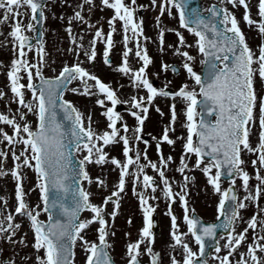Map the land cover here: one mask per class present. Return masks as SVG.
<instances>
[{
  "label": "snow or ice",
  "instance_id": "snow-or-ice-1",
  "mask_svg": "<svg viewBox=\"0 0 264 264\" xmlns=\"http://www.w3.org/2000/svg\"><path fill=\"white\" fill-rule=\"evenodd\" d=\"M84 5L90 16L95 0H80L71 15L60 16L62 21L67 20V51L76 59L62 63L58 70L52 69L54 74L49 76L44 73L47 52L43 40L47 0H0V25L9 29L6 33L0 29V45H10L11 50L10 62L0 61L8 89L6 92L0 88V98L6 105H17L14 110L8 107L0 111V124L4 125L0 126V180L10 177L14 185L12 194L0 195V242L12 249L17 245H30L32 249L31 254L13 252L0 264H75L78 244L85 256L84 264H115L108 237L115 235V219L129 181L142 213V227L137 238L126 243L125 264H144L141 257L145 254L148 264H164L161 252L154 249L153 230L158 207L154 202L161 199L170 218L169 243L164 253L168 264H264V204L259 203L264 196V0H218L207 7L198 0H148L143 4L137 0H100L102 7L111 9L106 32L83 14ZM241 8L238 17L236 11ZM142 10L155 12V39L144 33ZM165 15L175 19L178 27L163 24ZM73 20L85 26L79 34L73 30ZM241 20L260 37L256 47L247 42ZM86 31L92 33L87 40ZM167 32L174 33L175 43H166ZM114 34L121 36L122 45L121 62L116 68L129 78L130 87L138 90L130 101H123L130 105V115L135 119L131 129L116 110L121 100L112 82H105L83 66L85 62L94 66L98 42L103 43V63L112 65L110 50L117 43ZM149 42L161 54L171 50L181 57L182 69L192 83L186 79L175 90L168 87L171 81L154 86L146 72L154 62ZM30 52L35 55L30 56ZM133 57L137 67L131 66ZM197 59L199 71L194 67ZM159 68L163 73L178 72L177 65L164 60ZM66 91L96 96L94 103L102 108L104 127L94 126L91 112L85 114L66 99ZM158 97L170 100L169 118L159 136L148 134L145 139L143 127L149 108L154 107L161 117L165 115L155 103ZM178 102L183 105L180 111ZM178 122L185 131L175 135ZM177 140L181 141L180 155L174 157L171 151L165 154L162 144L174 150ZM117 144L122 158L106 150V146ZM153 145L156 159L148 155ZM247 154L253 156L250 161L244 159ZM9 156L12 165L5 167ZM249 162L251 174L246 168ZM88 165L98 166L100 172L90 173ZM25 169L34 177L27 189ZM169 169L179 173L180 180L168 175ZM112 170L117 171V178L110 185L107 173ZM192 170L201 171L206 184L218 195L219 222H203L195 208H190L189 191L196 179L190 174ZM225 176L230 182L222 186ZM253 176L257 181L254 185L250 183ZM93 184L101 194L99 203L94 202L93 192L85 186ZM32 191L39 193L35 203L29 200ZM9 199L13 200L11 205ZM174 203L182 208L180 216L175 214ZM250 204L256 209L245 218L243 212ZM85 210L91 215L81 218ZM42 214L46 219L41 218ZM25 220V232L17 235ZM93 223L96 239L90 240L88 230ZM127 223H132L131 216ZM240 224L244 227L237 231ZM124 234L130 236L129 232ZM3 251L0 248V254Z\"/></svg>",
  "mask_w": 264,
  "mask_h": 264
},
{
  "label": "flooded vegetation",
  "instance_id": "flooded-vegetation-1",
  "mask_svg": "<svg viewBox=\"0 0 264 264\" xmlns=\"http://www.w3.org/2000/svg\"><path fill=\"white\" fill-rule=\"evenodd\" d=\"M203 6L207 7L213 3L218 2V0H198ZM80 0H70V3H64L62 4L60 0H47V3L49 4L48 9L46 10L47 20L44 23V43H45V50L47 52V64L44 68L45 75H53L52 69H59L62 66V63H71L74 59H76L72 53L67 51V48L69 47V40L67 37L66 32L64 31L65 25L67 23V20H61L60 16L63 13L65 17L68 15H71L73 12L74 7L77 3H79ZM148 0H137V3L143 4L147 3ZM242 13V8L239 9ZM253 12H255V8H253ZM241 13L239 11H236V14L238 17H240ZM83 14L86 16H89V13L87 11V5L83 6ZM111 15V9L107 7H102L100 5V0H95V7L92 9V12L89 16V18L96 22V26H103V30L107 31V23L106 18ZM140 15L143 16V25H144V33L148 36L153 37V39L156 38V29L155 25L153 23V17L155 15V12L152 10H142L140 12ZM163 24L167 25L168 27H178L177 21L173 18L167 17L166 15L162 18ZM73 30L77 34H79V31L81 28H84L85 26L83 24H80L79 22L73 20ZM241 28L245 32L246 39L252 38L257 39L256 41L251 42L253 43V46L256 47L260 43V37L258 36L257 32L254 29H250L249 27L245 26L244 22L241 21ZM0 29H2L5 33L9 30L7 26L0 25ZM39 31V28H38ZM29 35H34L33 33H28ZM92 33L85 32V40H87ZM185 35L188 36V39L191 40L192 37L188 35L185 32ZM3 39V36H0V40ZM114 39L117 41L115 47L110 50V57L112 60V65H105L103 63L102 59V52H103V43L98 42L96 49H97V55L94 61V66L92 64H89L87 62L84 63V67L89 68L91 71H93L95 74H97L102 80L105 82L111 81L112 87L117 89V95L119 96L121 103L116 105V110L120 112L121 116L124 118V122H126L129 125V128L131 129L132 126L135 123L134 117L130 115L129 104L123 103L124 100L131 99V95L137 94V89H133L129 85V78L122 73H120L116 65H118L121 62V56L120 53L122 51V45L120 43L121 36L119 34H114ZM165 41L166 43H175L176 37L174 33L167 32L165 34ZM249 40H247L248 43H250ZM131 46V45H130ZM148 50L149 54L153 57V63L149 65V67L146 69V72L149 75L150 80L154 83V86H163L164 84L168 83V81H171L170 84H168V87L170 90H175L179 87V85L183 82H185L186 73L182 69V58L173 55L171 50L166 51L165 53L161 54L157 48V46L151 42L148 43ZM193 53H195V49L190 50ZM197 56L198 53H195ZM30 56H34V52L29 53ZM11 59V50L10 45L5 47L3 45H0V61H3L5 64L9 63ZM81 60L84 59L83 56L80 57ZM164 60L166 62L172 63L177 65L178 67V73L174 74L172 72L163 73L160 71L159 64L160 61ZM132 67H137V63L135 58H132ZM195 70L199 71L200 65L198 62V59L194 65ZM153 73H158V75H153ZM6 75L3 71H0V88L4 89L6 92H8V89L5 87L6 85ZM26 82V81H25ZM187 83L191 84L192 81L190 79H187ZM120 85H123V87H119ZM257 90H260V84L257 83ZM144 91V90H140ZM10 95V92L8 93ZM65 98L71 100L81 111H83L85 114L88 112H91V116L94 122L96 124L94 126L103 128L105 125V117L101 115L102 108L100 106L95 105L94 101L97 98L96 96H86V95H80L75 94L70 91L65 92ZM106 103H109L106 101ZM155 103L160 106V108L164 111L165 115L163 117L160 116L159 113L155 111L154 107L149 108V114L148 118L146 119L143 127L144 132V138L148 139L149 135H156L159 136L162 132V126L167 123L169 118V108L168 104L170 103V100L168 98L164 97H158L155 100ZM8 107H11L13 110L17 107V105L13 102L10 105H6L4 100L0 98V111H6ZM183 105L179 102L177 103V110L180 111L182 109ZM29 119H33L31 115H29ZM181 119L183 117L181 116ZM119 123V122H118ZM0 126H4L0 124ZM6 127V126H5ZM6 130L10 132V128L6 127ZM185 129H183L179 122L176 124V132L175 135H179L181 132H184ZM172 133H170L171 135ZM253 142L256 141V136L253 135L252 137ZM140 147L143 148V144H140ZM0 148H3V144L0 143ZM162 149L165 154L169 153L171 151L172 155L174 157H178L182 151L181 148V141L177 140L175 144V149L171 150L170 147L164 143L162 144ZM106 150L110 153V155H116L118 158H122L121 155V146L120 145H113L111 147L106 146ZM79 155V154H77ZM148 155L151 159H156V152L154 149V145L149 147L148 149ZM253 158L252 154H247L244 156V159L246 161H250ZM194 159V157H193ZM143 162V161H141ZM12 160L9 156L7 159V162L5 164V167H11ZM108 168H112L111 165L107 166ZM246 168L249 171V173H253V168L251 163L246 164ZM88 169L90 173L97 174L100 172V168L95 165H88ZM25 171L28 173V183L34 182L33 174L25 169ZM149 174H152V170L149 168L147 169ZM190 174L195 175L196 179L194 182H191V187L189 191V206L190 208H195V214L202 218L203 222H219L216 220V204L218 202V195L214 193L211 189L210 185L206 184V178L199 170H192ZM168 175L175 176L177 180H180L179 173H175L173 169L168 170ZM117 178V171L112 170L107 173V180L108 183L111 185L115 182ZM230 182V180H223L222 186H227V184ZM7 184V181L4 182V184ZM240 181L237 179V185H239ZM251 184H256L257 181L255 180L254 176L250 180ZM8 186V185H7ZM86 187H89L90 190L93 192L92 199L94 202L99 203V196L101 195L96 191L95 185H85ZM174 187H176L174 185ZM1 194V193H0ZM106 194V193H105ZM159 194V193H157ZM240 194L243 195V191L240 190ZM29 200L33 203H35L38 200V197L36 195H31L29 197ZM154 203L158 204V207L156 208L154 212V220L156 223L153 226V230L155 233V243H154V249L161 252V255L163 257L164 264H168V256L165 253V249L168 246L169 243V228H170V218L165 214L166 209V203L163 199L160 201H156ZM260 204H264V196L260 198L259 201ZM108 209H111V205L107 206ZM256 209V205L250 204L249 207L244 210L243 215L245 218L250 217L253 212ZM174 211L177 216H180L182 214V208L178 203H174ZM91 213L89 211H84L81 214V218H85L90 216ZM131 216L132 217V223H127V218ZM17 219H22L21 217H17ZM95 223L89 228L88 230V239L94 240L96 239V234L94 232ZM115 235H109L108 239L111 241L112 247L110 249V254L113 257V260L115 261V264H125V251H126V243L129 240H134L137 238L138 229L142 227V213L140 212L136 198L132 195L131 192V183L129 181L128 184V190L126 195L123 198V203L121 205V211L118 214V216L115 219ZM244 227V224H240L237 228V231H239L241 228ZM27 228V221H24V226L20 229L21 234L25 232ZM181 228L182 230L185 228L183 223L181 222ZM125 232H129L130 236H125ZM251 232V230H250ZM31 232H27V236H30ZM249 239H251V236L249 234ZM223 243V240L220 241ZM5 243H0L1 245H4ZM209 244L211 245V241H209ZM28 249V247H27ZM15 251H19L20 255L24 254H31L30 252L23 253L21 251L20 245L17 246ZM76 255H75V264H84V253L79 247V244L76 246L75 249ZM144 264H148L149 257L147 254L143 255L141 257ZM211 259V257H209Z\"/></svg>",
  "mask_w": 264,
  "mask_h": 264
},
{
  "label": "rangeland",
  "instance_id": "rangeland-1",
  "mask_svg": "<svg viewBox=\"0 0 264 264\" xmlns=\"http://www.w3.org/2000/svg\"><path fill=\"white\" fill-rule=\"evenodd\" d=\"M238 11H239V13H241L240 10H238ZM247 40H249V41L251 40L252 42H254L257 39H252V38H249L248 37ZM251 41H250L249 44H250V46L254 47L253 46V43ZM6 181H7V185L8 186L5 189L4 182H6ZM6 181L5 180H0V193H1L0 195H2V194H12V192H13L14 185H13V182L11 181L10 177ZM30 186H31V184L30 183L29 184L27 183L26 184V189H27V187H30ZM36 193H37V196L39 197L38 191H36ZM31 195L32 194L30 193V196ZM12 203H13V200L12 199H9V204L11 205ZM41 218L44 219V217H42V216H41ZM20 234H21V232H20ZM27 239L30 242L31 239H32V234H30V236H27ZM0 243H2V242H0ZM0 248H3L4 249L3 253L0 254V260H4L5 258H8L11 255V253L16 252L15 249L10 248L7 245V243H5L4 245H1ZM20 248H21V251L23 253H27V252H30L31 253L32 252V249H31L30 245L28 246V249H27V247H25L23 245H20ZM28 264H32V262L29 261Z\"/></svg>",
  "mask_w": 264,
  "mask_h": 264
},
{
  "label": "water",
  "instance_id": "water-1",
  "mask_svg": "<svg viewBox=\"0 0 264 264\" xmlns=\"http://www.w3.org/2000/svg\"><path fill=\"white\" fill-rule=\"evenodd\" d=\"M225 177H227V176H225Z\"/></svg>",
  "mask_w": 264,
  "mask_h": 264
}]
</instances>
